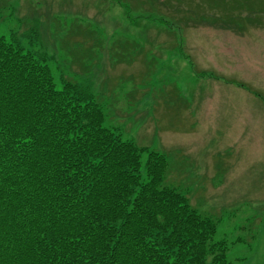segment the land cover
I'll return each instance as SVG.
<instances>
[{
    "label": "rangeland",
    "instance_id": "rangeland-1",
    "mask_svg": "<svg viewBox=\"0 0 264 264\" xmlns=\"http://www.w3.org/2000/svg\"><path fill=\"white\" fill-rule=\"evenodd\" d=\"M17 32L106 127L167 157L231 264H264V0H0Z\"/></svg>",
    "mask_w": 264,
    "mask_h": 264
},
{
    "label": "trees",
    "instance_id": "trees-1",
    "mask_svg": "<svg viewBox=\"0 0 264 264\" xmlns=\"http://www.w3.org/2000/svg\"><path fill=\"white\" fill-rule=\"evenodd\" d=\"M18 33L0 34V264H231L167 157L106 127L90 89Z\"/></svg>",
    "mask_w": 264,
    "mask_h": 264
}]
</instances>
